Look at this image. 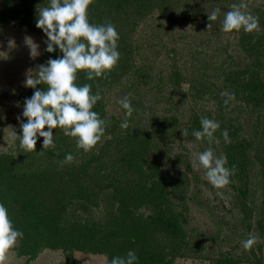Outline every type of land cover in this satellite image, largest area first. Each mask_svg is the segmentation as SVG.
Listing matches in <instances>:
<instances>
[{
	"label": "trees",
	"instance_id": "16d2710c",
	"mask_svg": "<svg viewBox=\"0 0 264 264\" xmlns=\"http://www.w3.org/2000/svg\"><path fill=\"white\" fill-rule=\"evenodd\" d=\"M177 2L179 0H94V4L89 6L91 23L110 21L120 36V59L117 67L107 74V79L89 81L83 71L78 72V85L91 84L93 94L98 89L100 91L102 99L93 110L107 121L105 135L95 149L88 153L79 149L73 161L63 167L60 161L65 159L66 154L73 152L70 146L73 140L76 143V138L65 136L59 128L53 130L56 148L43 151V138H38L37 152L24 150L21 154L25 158L21 169L14 165L15 157L12 153L0 152V203L5 207L10 205V219L24 233L17 247L20 254L33 258L43 246H50L66 250L65 264L77 261L71 252L73 248L106 253L107 264H110L113 257L126 256L129 251L135 252L137 264L165 262V253L161 245H158V230L164 229L176 237L182 229V213L169 197L170 173L163 170L161 161L151 149L155 147L166 151L170 142L165 138L169 122L165 115L159 118L149 100H142L143 103L140 101L141 96H149L155 87L150 83L149 65L144 60L146 57L140 59L141 63L136 59L142 55L143 39L135 34L156 15L169 25L185 23L189 18L193 22L198 15L197 9L186 5L180 10ZM49 3L50 0H0V35L10 23L43 33L36 27L37 10L49 6ZM258 17L262 27L264 17ZM263 35L264 27L259 34L245 33L243 30L239 33L240 46H244L255 58L246 66L231 69L224 77L225 83L229 81L230 85L240 91V98L246 104L250 103L258 110L264 102V79L261 78L264 72ZM45 49L46 44L39 65L45 64L49 58L55 59L62 55L58 48L53 53ZM169 53L173 56L171 51ZM163 73L164 69L156 75L160 83L156 86L158 92H153L155 95H159L163 89ZM181 75L177 67L169 71L166 78L171 81L172 88L180 86L183 78ZM195 85L193 80L189 83L190 88ZM44 88L47 85H37L39 90ZM33 92L28 87L25 93L19 95L21 116L24 101ZM112 94L120 95L121 99L128 96L135 111H138V105L141 106L139 112L148 114L146 116L149 119L144 123L140 119L137 121L134 112L128 117L122 108L115 121L114 115H108L107 109V100ZM200 119L199 115H195L188 128L202 130ZM125 120L129 123L127 129L120 127ZM22 121L27 122L23 116ZM140 123L143 128L137 126ZM222 125L228 130L231 140V143H225L222 147L228 160L226 167L232 168L235 165V176L244 180L243 188L238 187V190L246 199L249 184L246 147L243 140L235 139L236 127L232 130L229 127L231 123ZM222 132L214 135H222ZM43 155L50 159L42 160ZM260 160L264 176V160ZM100 204L105 206L102 217L94 219L95 222L81 218L79 209L85 213L91 210L90 207ZM260 204L264 205V193ZM257 224L261 225L262 221H257ZM239 257L221 254L220 264H239Z\"/></svg>",
	"mask_w": 264,
	"mask_h": 264
},
{
	"label": "rangeland",
	"instance_id": "374dc122",
	"mask_svg": "<svg viewBox=\"0 0 264 264\" xmlns=\"http://www.w3.org/2000/svg\"><path fill=\"white\" fill-rule=\"evenodd\" d=\"M240 2L241 0H179L178 9L182 10L186 5L197 9L198 15L193 22L189 18L185 23L169 25L156 15L135 34L143 39L142 55L136 59L141 63L140 59L146 57L144 60L149 65L150 83L155 87L149 96H141L140 101L149 100L159 118L165 115L169 122L165 138L170 142L166 151L155 147L151 149L154 156L161 161L163 170L170 173L169 197L182 213V229L177 232L176 237H172L164 229L158 230V245H161V250L165 253L163 261L167 263L158 261L157 264H220L221 254L224 253L240 256L237 258L239 264H264V243H257L250 251L243 248V241L248 238L249 233H258L264 240V205L260 204L261 195L264 193L260 160H264V102L259 110L250 103L246 104L240 98V91L230 85L229 81L224 82L225 75L231 69L246 66L255 58L238 42V35L242 30L239 33H225L222 30L224 13L231 10L233 3ZM243 2L248 4L254 15L264 17V0ZM216 8L220 9L218 18L211 22L208 14ZM209 23L212 27L208 29ZM29 39L39 45L40 55L36 58L30 55ZM44 41L43 33L15 23L6 25L0 35V152L12 153L15 157L14 165L20 169L25 160L24 155L21 156L24 149L20 147L18 140L14 141L12 138L14 132L18 136L22 135L20 121L17 120V116H20L22 121L19 95L28 88L25 81L29 70H35L40 63L45 48ZM170 51L173 56L168 55ZM176 67L183 78L179 87L172 88L171 81L166 77ZM163 69V89L159 95H155L153 92H158L156 86L160 83L157 82L156 75ZM261 78L264 79V72ZM192 80L196 85L190 88L189 83ZM123 85L122 83L121 86ZM223 91L235 96L227 106L224 104L226 97L220 95ZM120 99V95L112 94L107 100L108 115L113 114L115 121L122 110L118 103ZM140 109L141 106L138 105V111H134L135 119L144 123L149 115L140 113ZM195 115L219 121L220 128L216 133L226 129L222 125L224 123H231L232 126L229 127L232 130L236 127L235 139L243 140L249 163L246 199L238 190V187L243 188L244 180L235 174L230 178L232 182L223 190L215 189L208 182L206 170L199 164L198 154L208 147H212L217 156L224 154L222 147L226 142L223 135L216 134L218 142L211 145L207 139L197 140L191 135L193 130H200L188 128ZM142 125L140 123L137 126L143 128ZM184 129L188 130V136H183ZM70 147L73 157L79 154L74 140ZM47 159L50 158L43 155L42 160ZM217 191H223L226 198L217 196ZM90 208L85 213L78 210L82 213L81 218H88L90 222L102 217L105 211L104 204ZM259 220L262 221L261 225L257 224ZM13 225L18 230L17 223ZM71 252L77 259L74 264H107L106 253H92L75 248ZM66 262V250L43 246L33 258L20 254L17 248L14 249L10 253L8 264Z\"/></svg>",
	"mask_w": 264,
	"mask_h": 264
},
{
	"label": "clouds",
	"instance_id": "9594fccd",
	"mask_svg": "<svg viewBox=\"0 0 264 264\" xmlns=\"http://www.w3.org/2000/svg\"><path fill=\"white\" fill-rule=\"evenodd\" d=\"M94 0H50L49 6L39 8L36 19V27L41 29L47 39L45 51L53 53L56 49L62 53L55 59L49 58L45 64H40L35 70H29L33 75L27 76L25 85L34 90L30 98L24 101L22 116L26 123L20 121L22 135L13 133V140L19 141V145L26 152H37L38 138H43V151L54 150L53 130L61 129L67 137L76 138L79 149L85 153L91 152L101 142L105 135L107 121L101 119L99 113L94 111L98 101L102 99L99 89L92 93V85L77 84L78 72L83 71L86 79L94 81L97 78L107 79L118 65L120 52L118 51L119 33L110 21L102 24L91 23L89 20V6ZM231 10L224 13L222 30L225 33L233 31L239 33H261L259 17L254 15L248 4L241 0L233 3ZM219 8L208 14L209 21H216ZM208 29L212 24H208ZM30 55L36 58L40 55L39 45L29 39ZM37 85H47V88L39 90ZM226 97L224 104L227 106L235 99L233 93L223 91L220 93ZM118 103L126 110V115L131 117L135 109L132 107L128 96L120 99ZM202 130H193L197 140L207 139L211 145L216 141L215 133L220 128V122L201 117ZM121 128L127 129V120L121 123ZM45 128L47 130L45 131ZM183 136H188L187 129L182 131ZM226 143H231L228 130L222 132ZM40 151V154H43ZM74 157L66 154L60 161V166L71 163ZM199 164L206 170L208 182L217 190L226 189L232 182L230 177L235 174V165L226 167L227 156H217L212 147H208L198 154ZM217 196L225 199L223 191H217ZM24 233L17 230L9 216V211L3 203H0V264H8L10 253L19 247ZM257 243H264L259 234L249 233L243 241L246 251L253 249ZM138 257L135 252L129 251L126 256H116L110 264H137Z\"/></svg>",
	"mask_w": 264,
	"mask_h": 264
}]
</instances>
